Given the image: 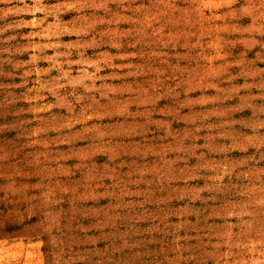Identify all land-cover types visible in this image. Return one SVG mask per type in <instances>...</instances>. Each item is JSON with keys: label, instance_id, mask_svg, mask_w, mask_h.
<instances>
[{"label": "rangeland", "instance_id": "1", "mask_svg": "<svg viewBox=\"0 0 264 264\" xmlns=\"http://www.w3.org/2000/svg\"><path fill=\"white\" fill-rule=\"evenodd\" d=\"M0 264H264V0H0Z\"/></svg>", "mask_w": 264, "mask_h": 264}]
</instances>
